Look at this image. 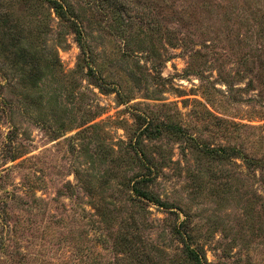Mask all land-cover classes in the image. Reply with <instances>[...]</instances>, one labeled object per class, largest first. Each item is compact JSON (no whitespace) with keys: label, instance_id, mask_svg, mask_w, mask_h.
Instances as JSON below:
<instances>
[{"label":"rangeland","instance_id":"rangeland-1","mask_svg":"<svg viewBox=\"0 0 264 264\" xmlns=\"http://www.w3.org/2000/svg\"><path fill=\"white\" fill-rule=\"evenodd\" d=\"M67 1L72 22L0 0L60 64L32 86L0 49V264H133L124 233L188 264L183 221L210 264H264V0ZM138 113L182 128L141 140L170 208L128 186Z\"/></svg>","mask_w":264,"mask_h":264},{"label":"trees","instance_id":"trees-1","mask_svg":"<svg viewBox=\"0 0 264 264\" xmlns=\"http://www.w3.org/2000/svg\"><path fill=\"white\" fill-rule=\"evenodd\" d=\"M44 3L48 4L49 8L53 10L58 19L72 22L71 4L67 0H23V4L28 5V9H30L33 14L36 10H40V8L44 6ZM9 12L0 15V49L3 53L5 52L7 56H10L13 59L14 62L12 63L23 73V81L26 82L29 80L30 85L37 86L43 79L42 71L38 68L40 66L39 64L44 61L47 67H56L60 66L58 63L59 60L56 58L55 63H50L51 60L43 57H37L34 52L30 51L29 49H33L30 47L33 46L34 38L36 37L35 34L31 31L28 32V28H24L21 22L17 21L18 19L16 21L12 20L10 18L12 13ZM78 35L80 37L81 33L78 32ZM79 42L82 54L86 55L87 48L82 37L79 38ZM20 65L21 68H19ZM89 76L95 78L98 86L102 87L100 78L95 71L91 69ZM136 119L141 121L138 129V136L135 141L131 140V142L127 145H129V147L132 148L136 154H141L142 157L138 156V159L141 164L140 168L142 171L130 180L128 186L132 192L136 194L138 200L150 201L159 207L170 208L168 203L164 202L159 196H156L151 190V186L157 179L160 169L157 164L152 163L148 159L145 151L140 149L142 146L141 144L143 143L141 140L144 137H160L163 133L179 134V136H184L182 128L178 124H173L172 122H157V119L150 118L147 115L140 113L136 115ZM209 152L212 156L218 158L223 157L224 154V152H219L217 149H212ZM172 234L182 243V255L188 264H210L206 255L202 253L198 247H193L191 239L192 236L187 230L185 221L175 225L172 229ZM120 238L123 246L122 250L124 254L129 256L128 258L132 260L133 264H149L146 261L149 255V253L146 252L147 250L145 251L147 246L142 247L139 245L138 240H136L137 236L134 233H124L120 236Z\"/></svg>","mask_w":264,"mask_h":264}]
</instances>
